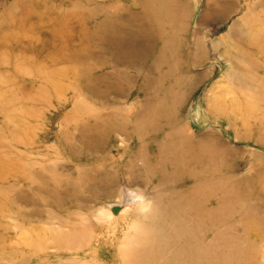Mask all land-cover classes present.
<instances>
[{"label": "rangeland", "instance_id": "1", "mask_svg": "<svg viewBox=\"0 0 264 264\" xmlns=\"http://www.w3.org/2000/svg\"><path fill=\"white\" fill-rule=\"evenodd\" d=\"M0 264H264V0H0Z\"/></svg>", "mask_w": 264, "mask_h": 264}, {"label": "clouds", "instance_id": "2", "mask_svg": "<svg viewBox=\"0 0 264 264\" xmlns=\"http://www.w3.org/2000/svg\"><path fill=\"white\" fill-rule=\"evenodd\" d=\"M137 199L144 205L143 207H141L140 211L142 213H147L150 211L151 208V204L149 201H146L145 197L143 195H139L137 197Z\"/></svg>", "mask_w": 264, "mask_h": 264}]
</instances>
